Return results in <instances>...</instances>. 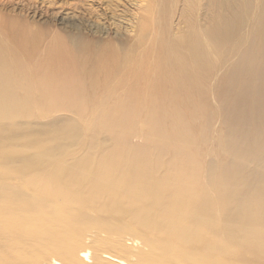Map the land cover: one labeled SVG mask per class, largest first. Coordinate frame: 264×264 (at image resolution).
Returning <instances> with one entry per match:
<instances>
[{
    "label": "bare ground",
    "instance_id": "bare-ground-1",
    "mask_svg": "<svg viewBox=\"0 0 264 264\" xmlns=\"http://www.w3.org/2000/svg\"><path fill=\"white\" fill-rule=\"evenodd\" d=\"M64 1L0 12V264H264V0Z\"/></svg>",
    "mask_w": 264,
    "mask_h": 264
},
{
    "label": "rangeland",
    "instance_id": "rangeland-1",
    "mask_svg": "<svg viewBox=\"0 0 264 264\" xmlns=\"http://www.w3.org/2000/svg\"><path fill=\"white\" fill-rule=\"evenodd\" d=\"M7 1H10V3L7 2ZM31 1L32 0H30V1L29 0H19V2H17V0H15V2H14V0H13L14 3H11L12 2L11 0H5V1L3 0V3L1 2L2 5L0 3V12L2 14H4L5 16L16 17V18H19V19L27 20L28 22H32V23H35L36 22V24H42L44 26L46 25V26H50V27H54V28H59V23L58 22L53 21L49 16L44 17L45 20L44 19L42 20V18L40 19V17H38V14L36 12L40 11L41 9L43 11H45L46 10L45 8H48V10H49L53 6H54V8L55 7L57 8V7L62 6V5L64 6L65 3H62L64 0H62V2H61V0H60V2H58L59 0H43L44 3L43 2L40 3V1L36 2L37 0H35L34 3H33V1L32 2ZM65 1L66 2H72L73 4H74V2L76 3L75 6H74V8H73V10H75V12L78 11L76 13V15H77L76 17L79 20H83L84 18H87V17L92 18V19H95L96 18L98 20L108 19V11H107L106 7L101 2H98V0H77V1L76 0L75 1L74 0H68V1L65 0ZM51 3H52V5H51L52 7L50 6ZM55 3H56V5H55ZM57 3H58V6H57ZM30 4H32L31 7H30ZM33 4L36 7H34ZM40 4H44V5L39 6ZM41 7H43V8H41ZM127 9L128 10L129 9L130 10H133L134 8H132L131 6L128 5V7H126V10ZM48 10H46V11H48ZM78 16L80 18H78ZM117 22H118V27L120 28L121 31L127 29L128 25H129V21L128 20L126 21V19H123V18L120 19V20H118ZM84 32H85L86 36H88L89 38H93L96 35L94 29L91 28V27L85 28ZM113 32H114L113 28L107 27L104 30V33H105L104 36L106 38H110L111 36L114 35Z\"/></svg>",
    "mask_w": 264,
    "mask_h": 264
}]
</instances>
